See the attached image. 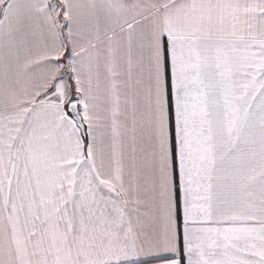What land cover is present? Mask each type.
I'll return each mask as SVG.
<instances>
[{
  "label": "snow or ice",
  "instance_id": "1",
  "mask_svg": "<svg viewBox=\"0 0 264 264\" xmlns=\"http://www.w3.org/2000/svg\"><path fill=\"white\" fill-rule=\"evenodd\" d=\"M0 264H264V0H0Z\"/></svg>",
  "mask_w": 264,
  "mask_h": 264
}]
</instances>
